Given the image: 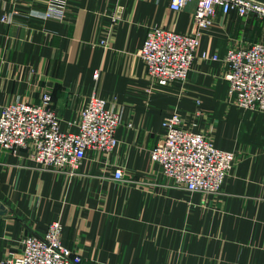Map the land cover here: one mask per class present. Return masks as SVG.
Segmentation results:
<instances>
[{"label":"crops","instance_id":"crops-1","mask_svg":"<svg viewBox=\"0 0 264 264\" xmlns=\"http://www.w3.org/2000/svg\"><path fill=\"white\" fill-rule=\"evenodd\" d=\"M45 2L0 0V105L48 91L60 129L76 132L95 94L122 122L114 149L89 151L71 173L35 165L27 149H0V264L53 220L81 264H264V112L235 105L224 79L229 48L264 43V15L217 9L185 83L161 87L150 86L136 51L152 25L188 32L195 1L174 12L168 0H67L61 20L29 15ZM173 111L235 153L219 191L173 185L151 161Z\"/></svg>","mask_w":264,"mask_h":264},{"label":"built area","instance_id":"built-area-1","mask_svg":"<svg viewBox=\"0 0 264 264\" xmlns=\"http://www.w3.org/2000/svg\"><path fill=\"white\" fill-rule=\"evenodd\" d=\"M188 1L168 0L169 8L180 11ZM188 32L177 33L152 25L146 32L136 55L142 60L150 86L180 84L188 72L199 45L201 34L210 28L217 9L223 14L231 11L240 16L248 13L264 15V4L253 0H193ZM67 0H46L43 8H30L29 15L46 19H63ZM11 16L3 13L1 20ZM204 59H217L206 52ZM224 79L227 94L242 109L264 112V43L253 42L227 50ZM94 71L93 77H98ZM151 92V88L148 89ZM51 95L42 92L38 102L14 100L0 105V149L17 153L28 150V158L39 167L69 173L77 170L87 153L107 155L117 145L115 131L120 114L106 106V100L91 95L75 122L76 132L62 131L60 119L51 108ZM198 102V101H197ZM129 125V124H128ZM162 133L150 149L151 161L173 185L188 191L217 192L236 164L233 151L217 147L200 131L187 128L182 117L173 111L160 123ZM115 179L123 177L121 167L112 171ZM62 223L51 221L42 235L28 233L20 240V250L6 257L7 264H81L80 252L61 241Z\"/></svg>","mask_w":264,"mask_h":264},{"label":"water","instance_id":"water-1","mask_svg":"<svg viewBox=\"0 0 264 264\" xmlns=\"http://www.w3.org/2000/svg\"><path fill=\"white\" fill-rule=\"evenodd\" d=\"M1 207H2V206H1ZM1 207H0V208H1Z\"/></svg>","mask_w":264,"mask_h":264}]
</instances>
